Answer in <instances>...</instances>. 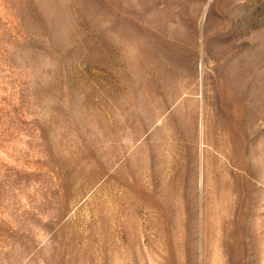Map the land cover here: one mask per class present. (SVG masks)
Wrapping results in <instances>:
<instances>
[{
  "label": "rangeland",
  "instance_id": "374dc122",
  "mask_svg": "<svg viewBox=\"0 0 264 264\" xmlns=\"http://www.w3.org/2000/svg\"><path fill=\"white\" fill-rule=\"evenodd\" d=\"M0 264H264V0H0Z\"/></svg>",
  "mask_w": 264,
  "mask_h": 264
}]
</instances>
